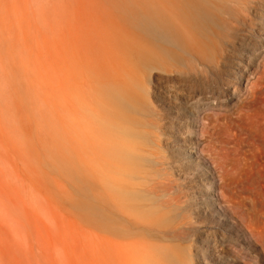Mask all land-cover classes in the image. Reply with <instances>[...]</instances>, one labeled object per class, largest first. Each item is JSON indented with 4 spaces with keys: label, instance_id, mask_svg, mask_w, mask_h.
<instances>
[{
    "label": "rangeland",
    "instance_id": "374dc122",
    "mask_svg": "<svg viewBox=\"0 0 264 264\" xmlns=\"http://www.w3.org/2000/svg\"><path fill=\"white\" fill-rule=\"evenodd\" d=\"M184 1L0 0V264H264V0L139 68Z\"/></svg>",
    "mask_w": 264,
    "mask_h": 264
},
{
    "label": "bare ground",
    "instance_id": "6f19581e",
    "mask_svg": "<svg viewBox=\"0 0 264 264\" xmlns=\"http://www.w3.org/2000/svg\"><path fill=\"white\" fill-rule=\"evenodd\" d=\"M209 5H210V0H185L184 2H180L179 13H174V15L177 16V26L174 24L173 20L171 22L169 21L168 24L166 21H157V18L155 20L152 18L145 17L144 15H143L144 17L140 15L142 17L140 19V22H138V24L141 23L142 25L140 27L141 28L140 30L144 28V30L148 33V35L153 37L154 41H157L164 45L163 46L160 44L162 47L161 46H160L161 48L159 47V49L164 53V55L162 52L161 54L157 52V50L153 47L147 50L145 49V51L141 52L140 57L138 59L139 68H144V69L146 67L148 68V66L151 63L157 61L156 58H159L157 56H161L160 57L161 59H164L163 57H166V55L171 56L172 58H177L178 55L176 53V50H182L187 54L191 53V54L203 55L202 51L204 50V47H202L201 41L198 39L197 33L202 32L203 29L205 28V26L202 24V20L204 18L205 19L208 18L211 15V10ZM181 27L184 28V30H186L188 33L186 39L178 31L181 30ZM115 156L118 162L121 164V166L125 167V170L130 172L133 171L130 160L132 159V157H134V155H133V151L130 148V145L123 146L122 149L120 148L116 152ZM115 192L117 194L116 196L117 199L118 198L123 199L124 191L115 188Z\"/></svg>",
    "mask_w": 264,
    "mask_h": 264
}]
</instances>
